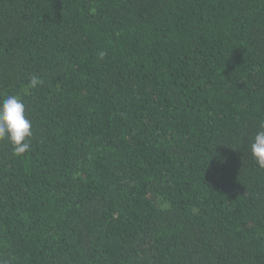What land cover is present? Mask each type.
Segmentation results:
<instances>
[{
    "label": "trees",
    "instance_id": "trees-1",
    "mask_svg": "<svg viewBox=\"0 0 264 264\" xmlns=\"http://www.w3.org/2000/svg\"><path fill=\"white\" fill-rule=\"evenodd\" d=\"M8 95L0 264H264V0H0Z\"/></svg>",
    "mask_w": 264,
    "mask_h": 264
},
{
    "label": "clouds",
    "instance_id": "clouds-1",
    "mask_svg": "<svg viewBox=\"0 0 264 264\" xmlns=\"http://www.w3.org/2000/svg\"><path fill=\"white\" fill-rule=\"evenodd\" d=\"M102 59L106 53H99ZM43 84V80L33 75L29 79V87L35 89ZM32 122L26 117V105L18 95H8L0 99V140H7L16 155L24 154L30 149ZM251 155L255 162L264 167V123H261L251 143Z\"/></svg>",
    "mask_w": 264,
    "mask_h": 264
}]
</instances>
